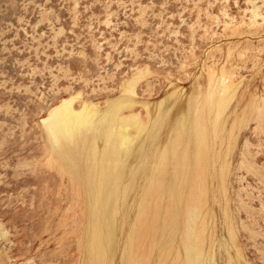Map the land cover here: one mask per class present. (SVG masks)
Wrapping results in <instances>:
<instances>
[{
  "label": "rangeland",
  "instance_id": "obj_1",
  "mask_svg": "<svg viewBox=\"0 0 264 264\" xmlns=\"http://www.w3.org/2000/svg\"><path fill=\"white\" fill-rule=\"evenodd\" d=\"M64 102L94 113L75 140ZM203 106L197 220L182 216L173 238L161 223L164 234L144 239L141 196L169 177L157 175L158 157ZM55 110L65 149L83 146L82 169L118 144L115 113L130 134L120 205L98 221L103 264H127L131 250L145 264H186L188 227L200 233L196 264H264V0H0V264L92 259L89 197L46 127Z\"/></svg>",
  "mask_w": 264,
  "mask_h": 264
},
{
  "label": "bare ground",
  "instance_id": "obj_2",
  "mask_svg": "<svg viewBox=\"0 0 264 264\" xmlns=\"http://www.w3.org/2000/svg\"><path fill=\"white\" fill-rule=\"evenodd\" d=\"M73 101L74 99L71 100V104ZM67 103H65V109L63 111L64 121L62 122L65 123L66 129L68 131L67 133L70 134V138L72 137L73 140H75L77 137L75 132L76 131L75 126L76 127L90 126L92 124V118L94 113L92 112L93 110L92 111L89 110L87 112L84 111L75 112L72 110V108L70 109L72 105L69 106ZM223 106L221 105V107ZM199 109L201 115L198 114L200 116H198L197 119L194 118L192 122L183 118L184 120L181 122L180 125L181 132L175 136V139L172 141L170 147L167 148L158 157L159 164L157 167L159 169V172L158 174L157 173L153 174V176L157 174L160 177L165 173V174H169V177L166 178L167 175L166 177L161 176V180L159 181L157 180L158 181L156 184L157 190L154 187L155 191L153 189L147 190L144 196H141L142 198L140 201V217L138 220L143 222L141 225L144 230L143 231L144 239L150 237V235H152L153 233L164 234L165 232H163L164 229L161 227V223L168 225L169 228L168 234L173 238L174 235L177 234L178 226H180V221L182 216L185 217L184 220L186 221V223L188 221L189 222L192 221V219H194L195 222L197 220L196 212L200 204L202 203L200 200L201 195L206 193V189H207L205 187V182H204L205 179L204 168L209 158V148H210V129L208 126L209 122L207 123L206 109L204 106L200 107ZM217 109L221 110L218 107ZM218 110L217 112H219ZM55 111H53V113L51 114L52 118L51 119L49 118L50 120L48 121L47 123L48 126L46 127H48V131H50L53 141L60 149L62 153V157H65L67 160L71 162V166L73 170L79 177L84 187L85 193L89 197L90 213L92 220L91 222L95 224L90 232L91 235L90 252L92 256L90 264H103L104 258L106 256V248H105V241L102 238V234L104 231L100 227L103 224H99L98 221L99 218H103V216L105 217V220L107 222L111 221L113 219V216L115 215L114 211H116L117 209L116 207L118 203H120L121 200L120 186L122 184L123 173H125L124 169L126 168L125 161L121 159L120 155L122 154L121 153L122 150H127V151L130 150L129 142H132L130 141L129 138L130 134L129 137L125 135L123 131L125 120L122 119L121 121L117 120V115L115 113L114 119L112 118L114 120V126L116 128L119 127L120 130L119 131L118 129L116 131L114 130L115 132H113L114 134H112V139L115 140L117 138L118 144L115 143L116 140L115 142L111 141L114 142V144L112 145L111 148L107 149L102 154L99 161L96 160V152L94 151L93 153H91L92 155L89 157L88 160H90L93 157L94 158L89 161L88 168L86 167L85 169L84 168L82 169L80 164H78L74 159L77 158L78 156L83 155L82 153L83 146H81V144H79L77 140L74 143V146L78 147L79 151L75 152L73 150L74 148L70 150L65 149L59 130L60 122L58 121V117L61 112H57L58 110L56 112ZM218 115H222V114H220L219 112ZM219 118L221 117L219 116ZM124 119L128 120V118L126 117ZM133 119H136V117L134 116ZM130 120L131 119H129V121ZM137 120L139 121L138 118ZM137 120H135V124ZM117 121L118 124H115ZM129 121H127V123ZM138 121L137 123L139 129L140 122ZM133 122H131V124ZM140 129H142V127ZM132 139H134V137ZM142 149H144V146ZM126 155H128V153ZM167 166H171V170L164 172L163 170H165ZM97 170H99L100 174L98 173V178L95 179L93 178V175L94 173H96ZM165 199L170 200L171 202L170 207L172 208V211L170 212L169 215L166 214L164 218V216H162V209H163L162 202ZM184 205L185 207L181 208ZM199 234L200 233H198L196 227L193 228L188 227L187 238L183 236L184 244H185L184 246L185 248H187L186 264H196L197 263L196 259L200 257L198 252L196 251V248H198L199 243H201V242L198 243L200 239ZM171 237H170L171 239L170 243L164 245L165 247L164 249H166L167 252H170L173 249L174 244L172 245V241L175 240H172ZM126 259H127L126 261L127 264H145V261L141 257V254L136 255L132 250L128 252Z\"/></svg>",
  "mask_w": 264,
  "mask_h": 264
}]
</instances>
